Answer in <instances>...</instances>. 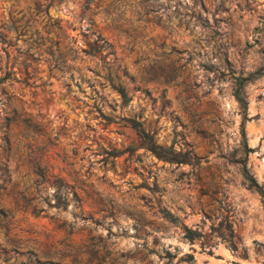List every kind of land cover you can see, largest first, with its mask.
Here are the masks:
<instances>
[{"label": "rangeland", "instance_id": "1", "mask_svg": "<svg viewBox=\"0 0 264 264\" xmlns=\"http://www.w3.org/2000/svg\"><path fill=\"white\" fill-rule=\"evenodd\" d=\"M9 68L0 264H264V0H0Z\"/></svg>", "mask_w": 264, "mask_h": 264}, {"label": "trees", "instance_id": "2", "mask_svg": "<svg viewBox=\"0 0 264 264\" xmlns=\"http://www.w3.org/2000/svg\"><path fill=\"white\" fill-rule=\"evenodd\" d=\"M53 45L54 47L51 48L49 45L46 46V48L49 50L51 49V51H55L56 52V58H55V61L53 63L57 64V61H60V62H64L66 60V54L65 51L63 50V47L60 46L58 44L57 41H54L53 42ZM75 50V49H74ZM81 51L87 53V51L84 49V48H80ZM70 57H73V56H70ZM58 59V60H56ZM7 77H14L12 74H11V68H9L7 71H5L2 75H0V81L3 80L4 78H7ZM27 74L22 77V81L26 82L27 81ZM242 82V80L240 79L239 82H237V85L234 89V95L235 97L240 101L242 102V97L239 93V83ZM117 91L119 92L120 96L121 97H125V91L123 89V87L121 85H119L117 87ZM131 125L133 127L136 128L137 132L139 133V135L141 136V138L144 140L146 146L152 150V151H155L156 147H158L157 144H155L152 140H151V137L149 136V134L135 121V120H132L131 119ZM241 171H242V174L244 176V178L248 181V184L251 185V186H254L255 189L263 196V191L261 189V187L259 185H257V183L255 182L253 176L249 173H247L246 169H245V166L243 165L241 167ZM167 217L170 219V220H175V217H173L171 214H167ZM184 228V235L188 238H192L194 235L197 234V232L194 230V229H191V228H188V227H185L183 226Z\"/></svg>", "mask_w": 264, "mask_h": 264}]
</instances>
